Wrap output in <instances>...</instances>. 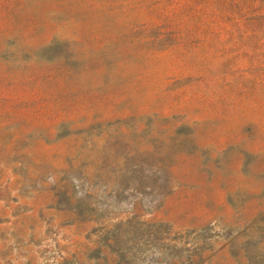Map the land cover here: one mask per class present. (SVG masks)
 I'll use <instances>...</instances> for the list:
<instances>
[{
    "label": "rangeland",
    "instance_id": "rangeland-1",
    "mask_svg": "<svg viewBox=\"0 0 264 264\" xmlns=\"http://www.w3.org/2000/svg\"><path fill=\"white\" fill-rule=\"evenodd\" d=\"M0 264H264V0H0Z\"/></svg>",
    "mask_w": 264,
    "mask_h": 264
}]
</instances>
